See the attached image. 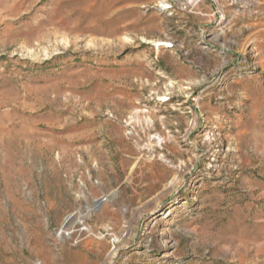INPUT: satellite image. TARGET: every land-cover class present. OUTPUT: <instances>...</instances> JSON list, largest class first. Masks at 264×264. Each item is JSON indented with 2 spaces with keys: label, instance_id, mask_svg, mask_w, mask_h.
<instances>
[{
  "label": "rangeland",
  "instance_id": "374dc122",
  "mask_svg": "<svg viewBox=\"0 0 264 264\" xmlns=\"http://www.w3.org/2000/svg\"><path fill=\"white\" fill-rule=\"evenodd\" d=\"M0 264H264V0H0Z\"/></svg>",
  "mask_w": 264,
  "mask_h": 264
},
{
  "label": "bare ground",
  "instance_id": "6f19581e",
  "mask_svg": "<svg viewBox=\"0 0 264 264\" xmlns=\"http://www.w3.org/2000/svg\"><path fill=\"white\" fill-rule=\"evenodd\" d=\"M158 142H159V141H158ZM72 218H73V216H71V217H70V218H69V219H68V220L65 222V225H67V226H68V225H69V223L71 222ZM163 230H164V229H163ZM163 230H162V231H163ZM163 233H164V232H163ZM161 243H162V242H161ZM166 244H167L166 242H163V244H162V245L164 246V245H166Z\"/></svg>",
  "mask_w": 264,
  "mask_h": 264
}]
</instances>
